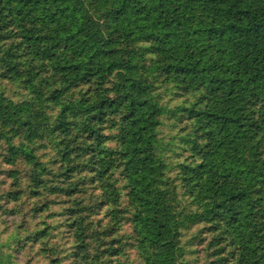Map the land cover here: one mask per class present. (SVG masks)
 <instances>
[{
    "label": "trees",
    "instance_id": "trees-1",
    "mask_svg": "<svg viewBox=\"0 0 264 264\" xmlns=\"http://www.w3.org/2000/svg\"><path fill=\"white\" fill-rule=\"evenodd\" d=\"M53 228L74 264H264V0H0V264H50Z\"/></svg>",
    "mask_w": 264,
    "mask_h": 264
},
{
    "label": "rangeland",
    "instance_id": "rangeland-1",
    "mask_svg": "<svg viewBox=\"0 0 264 264\" xmlns=\"http://www.w3.org/2000/svg\"><path fill=\"white\" fill-rule=\"evenodd\" d=\"M160 101L164 103L166 106H172L175 104H179L186 100H189L187 94H183L178 89L173 92H166L162 98L160 96ZM247 104L252 102L247 101ZM165 130L167 129L170 133H175L178 135V131L180 128L173 127V129L169 128L168 122L164 123ZM47 145V141L38 142L33 148H36V155L40 156V159L47 163L51 164L52 156L49 154H41L43 150H45V146ZM85 159H81L78 163L83 166ZM85 169L88 175V179L86 181L85 186L83 187V193L86 197L91 199V203L89 204V213L84 216V219L88 222H92L95 227L100 226V224H104L106 222V216L109 215V212L118 207H107L102 205V197L99 196L100 190L99 187L91 181L93 174L90 172V167H82V171ZM81 178V175H80ZM81 180V179H80ZM79 180V181H80ZM124 187L119 186V190ZM59 199H57L58 202ZM123 204L121 202L120 206ZM75 208H78L77 203H74ZM59 214L52 219V216L47 218L55 221L57 224V219ZM103 219L102 223H98V220ZM83 229V228H82ZM77 230V228L75 229ZM74 230V231H75ZM84 230V229H83ZM70 233H59L55 231V228L52 229L51 236L49 238L50 245L49 250L47 252V261L50 264H74L72 262L73 255L76 252V240L73 232ZM112 239L115 241L114 246L119 247L121 250H125L128 246L133 242L134 236L132 233V229L127 221H124L122 225L118 227L117 232L113 235ZM111 239V240H112ZM110 242V241H109ZM131 252V250H130ZM186 264H233L232 257L228 255L226 252L220 249H206L200 250L198 252H194L192 248H188L186 251ZM130 258L133 259V254L130 255ZM77 264V263H76Z\"/></svg>",
    "mask_w": 264,
    "mask_h": 264
}]
</instances>
